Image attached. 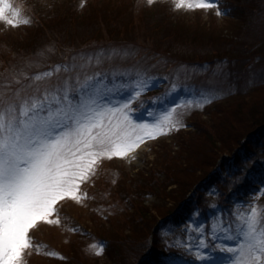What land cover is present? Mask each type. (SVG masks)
Returning a JSON list of instances; mask_svg holds the SVG:
<instances>
[{"label":"rangeland","instance_id":"obj_1","mask_svg":"<svg viewBox=\"0 0 264 264\" xmlns=\"http://www.w3.org/2000/svg\"><path fill=\"white\" fill-rule=\"evenodd\" d=\"M8 2L13 10H21V21L28 18L30 22L13 27L0 19V99L14 98L18 90L23 95L39 88L42 93L69 77L74 81L77 74L83 79L85 74L102 72L111 79L113 72L133 68H146L160 81L158 87L140 98L145 101V108L149 102L155 103V98L163 97L169 89L168 81L175 82L177 78L195 90L216 91L211 103L184 113L182 120L186 127L147 140L133 153L135 159H104L92 179L82 186L88 193L83 203L67 198L59 206L60 225L40 222L31 230L33 245L41 247L28 249L23 260V264H132L138 254L144 253L151 238L144 239L147 237L144 230L130 232L124 217L172 206V197L176 200L183 197L186 203L192 201V213H201L197 209L205 205L193 201L198 195L194 184L217 163L221 157L219 148L237 142L238 134L252 126L249 122L253 118H249L256 113L252 107L259 112L264 108V53L257 54L264 51V35L259 36L264 28V0H259L261 14L256 11L253 15H249L247 0H218L217 6L194 9H177L174 0H155L152 5L147 0ZM7 14L14 18L12 10ZM123 38L139 39L161 50L145 54L130 44L124 48L109 47L111 40ZM101 44L103 47L99 48ZM95 46L98 49L86 50ZM113 51L130 54L112 56ZM100 52L104 53L101 62L97 64L93 59L88 64V58ZM73 57L77 64L88 66L71 72L61 68L50 78L34 79L36 74L52 71L56 65L69 64ZM189 60L195 63H188ZM140 100L133 104L138 112ZM244 159V168L264 162V138L253 144L252 152ZM227 171L224 169L222 173L226 175ZM236 177L241 183L247 181L245 174ZM262 181L253 184L255 190L247 195L246 203L226 208L225 200L219 204L218 192L228 191L230 183H214L206 189L205 210L222 212L225 222L235 221V215L230 213L247 212L252 206L264 214ZM122 196L129 198L125 200ZM226 210L230 212L226 214ZM146 219L152 218L145 215L139 219L138 229L145 226ZM195 219L194 215L191 220ZM199 221H208L210 226L216 223V218L205 220L201 213ZM188 223L161 231L157 237L159 264L170 260L174 264H200L195 252L183 244L188 237L185 231ZM97 235L108 238L109 244H97ZM208 237L211 246V231ZM127 239L144 241L138 244L139 248L124 253L122 246ZM94 244L98 247L103 244L102 254H95L91 247ZM52 252L57 255H50ZM215 252L220 256L232 255L222 252L219 242Z\"/></svg>","mask_w":264,"mask_h":264},{"label":"snow or ice","instance_id":"obj_2","mask_svg":"<svg viewBox=\"0 0 264 264\" xmlns=\"http://www.w3.org/2000/svg\"><path fill=\"white\" fill-rule=\"evenodd\" d=\"M153 3L147 0L148 5ZM217 5L218 0H174L177 9ZM9 10L14 18L8 16ZM20 16V9L13 10L8 0H0V19L13 27L30 22L28 18L21 21ZM103 56L100 52L89 57L88 64L93 59L99 64ZM75 61L73 57L69 64L56 65L34 79L50 78L61 68L71 72L88 66ZM159 83L146 68H133L113 72L111 79L102 72L85 74L83 79L77 74L74 81L69 77L42 93L39 88L23 95L18 90L14 98L0 99V264H23L28 249L41 247L33 245L31 230L40 222L60 225L59 206L67 198L83 203L88 193L82 186L104 159H135L133 153L147 140L186 127L182 117L187 110L203 108L216 98L215 90L198 91L177 78L168 81L163 97L143 107L145 101L140 98ZM138 100L139 112L133 107ZM194 215L196 219L185 227L188 237L183 244L195 252L200 264H264V214L255 206L230 213L235 221L225 222L222 212L214 213L216 223L210 226L199 221L201 213ZM217 242L222 252L232 255L216 254ZM91 247L96 255L104 251L103 244Z\"/></svg>","mask_w":264,"mask_h":264},{"label":"trees","instance_id":"obj_3","mask_svg":"<svg viewBox=\"0 0 264 264\" xmlns=\"http://www.w3.org/2000/svg\"><path fill=\"white\" fill-rule=\"evenodd\" d=\"M246 6H249L250 9L249 15L256 14V11H259L261 14V10L259 9L261 4L259 3V0H247ZM252 8H254L252 11ZM258 8V9H257ZM254 23V20H251V24ZM259 23H263L259 21ZM264 24V23H263ZM264 27V26H262ZM264 35V28L262 32L259 34ZM127 39V40H126ZM107 42L102 43L105 45ZM98 45L99 48L103 45ZM125 44L133 45L132 47H138V49L142 50V53H149L150 50L159 51V48H157L154 44L145 43L139 39H129V38H123L122 40L119 39V41H115L114 39L111 40V47L114 46H121L118 48H124L127 46H124ZM157 48V50H155ZM93 49H98L96 46L90 48H87L86 50L92 51ZM264 49V48H263ZM139 51V50H138ZM257 52V51H256ZM264 51L257 53L259 56L263 55ZM198 62V61H197ZM188 63H195L192 60H189ZM253 110H256V113L251 114L250 118H253V121L249 122L250 126L247 129H244V131L240 134H238V141L233 142V144L224 145L223 147H220L218 150V154L220 157L217 163L205 174L199 178V181L194 184L195 190H198V195L195 201L197 204L205 205V208L208 204V201H204L205 199V193L206 189L210 188L214 183H219L221 181H225L230 183V186L228 188V191H219L218 194H220V199L218 200L219 204H222L224 200L226 201L224 203V208L228 207H234L236 204H243L238 202H244V200L247 198V195L250 194L251 191L255 190L253 184H256L257 180H264V162L258 163L259 165L257 167L253 168H244L242 165L244 163V157L246 155H249L253 150V144L259 143L262 138H264V108L259 112L257 111V108L252 107ZM248 109V108H247ZM263 111V112H262ZM234 145V146H233ZM259 146V145H256ZM220 166V167H218ZM185 166H181L180 168H184ZM220 168V170H218ZM187 169V168H185ZM228 170L227 174L224 175L222 171ZM248 172H245L247 171ZM240 173L245 174L244 179L247 180L246 183L243 181L240 182V178L236 177ZM204 177V178H203ZM235 180V181H234ZM249 182V184H247ZM203 187V188H202ZM140 188V186H139ZM128 195V194H125ZM131 195V194H130ZM124 196H122L123 198ZM170 197V196H168ZM172 197V196H171ZM170 197V198H171ZM127 197H124L125 199ZM129 198V196H128ZM125 199V200H128ZM172 197L171 199H173ZM172 202V206L165 205L163 207H155L151 211H148L147 213L143 212L142 214L133 215V213H129L124 217L125 227L131 232L134 231L135 233H138V231L144 230V236L147 237L144 238L146 241L151 238L150 244L146 247V250L141 255L138 254L136 259L132 264H141L140 261H147V263L143 264H159L157 255L159 253L158 248V239L159 234L161 231L170 226H178L179 224H186L188 223L193 217L194 213L193 207H192V201L189 203H186L185 198L178 197V200H174ZM237 200L236 202H234ZM205 208H202L199 206V209L197 211H200L202 213V216H204L205 220H208L210 217L214 216L215 211L210 208V210H205ZM230 211H225V213H229ZM192 213V214H191ZM146 215V218H152L150 220H145V226L138 229L139 219L144 218ZM137 230H136V229ZM98 237L95 239L96 243H104L109 244V239L97 235ZM144 239L142 241H144ZM124 240V239H123ZM139 242H131V240L127 239L122 248L124 249V253L130 252V250H135L138 247ZM148 250H150L148 252ZM161 262V259H160ZM165 263V262H163Z\"/></svg>","mask_w":264,"mask_h":264}]
</instances>
